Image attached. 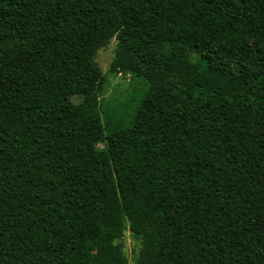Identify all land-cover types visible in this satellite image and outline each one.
Instances as JSON below:
<instances>
[{
	"label": "trees",
	"instance_id": "trees-1",
	"mask_svg": "<svg viewBox=\"0 0 264 264\" xmlns=\"http://www.w3.org/2000/svg\"><path fill=\"white\" fill-rule=\"evenodd\" d=\"M125 231L133 264H264V0H0V264H130Z\"/></svg>",
	"mask_w": 264,
	"mask_h": 264
},
{
	"label": "rangeland",
	"instance_id": "rangeland-1",
	"mask_svg": "<svg viewBox=\"0 0 264 264\" xmlns=\"http://www.w3.org/2000/svg\"><path fill=\"white\" fill-rule=\"evenodd\" d=\"M116 41L115 39L100 48L95 54V62L100 71L105 74L109 69L110 63L114 57ZM145 94V84L141 79L135 76L119 71L107 75L104 91L99 98V103L103 112L109 117V122L114 125L125 126L128 124L139 100ZM74 103L81 101V97H73ZM104 120H106L104 118ZM100 149L110 148V140L106 139L97 144ZM82 206H89V199L82 200ZM123 251L130 264H133L140 243L135 240L129 231H125L121 238Z\"/></svg>",
	"mask_w": 264,
	"mask_h": 264
}]
</instances>
